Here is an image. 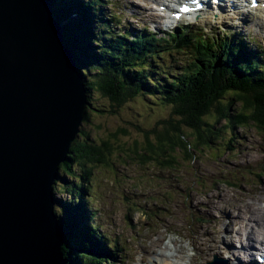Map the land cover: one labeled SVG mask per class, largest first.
<instances>
[{
    "label": "trees",
    "instance_id": "trees-1",
    "mask_svg": "<svg viewBox=\"0 0 264 264\" xmlns=\"http://www.w3.org/2000/svg\"><path fill=\"white\" fill-rule=\"evenodd\" d=\"M48 1L60 22L64 11L55 7V0ZM77 6L89 26L85 23L83 28L79 22L69 23L62 25V33L84 79L89 103L85 123L91 111L114 113L139 96L170 109V115L159 130L153 129L154 140H147L141 149L134 151L141 162L176 166V152L182 154L183 160L191 162L195 159L194 151L210 147L212 141L219 138L221 131L216 129V124L223 120L224 128L232 132L235 127L249 123L264 130V58L250 52L248 46L200 47L197 49L200 52L191 56L183 70L174 75L160 74L149 67L147 60L155 59L162 51L191 53V41L184 37L181 42L161 45L145 37L130 42L128 35L110 25L108 17H100L105 12L104 0H87L78 2ZM97 28L101 32L96 33ZM94 94L109 101L108 110L103 109L104 105L92 107ZM185 129L191 134L186 135ZM190 136L192 144L187 141ZM111 146L109 141L98 143L91 139L82 127L70 146L67 160L58 169L53 194H67L68 199L63 202L55 198L54 212L63 229L65 239L61 253L68 264H111V259L85 253L98 248L104 251L103 245L109 247V244L97 227L91 228L90 222H86L91 216L87 211L88 198L86 203L81 202L86 198L83 192L90 191L88 179L92 169L100 164L108 166ZM89 245L93 249L87 250Z\"/></svg>",
    "mask_w": 264,
    "mask_h": 264
},
{
    "label": "rangeland",
    "instance_id": "rangeland-1",
    "mask_svg": "<svg viewBox=\"0 0 264 264\" xmlns=\"http://www.w3.org/2000/svg\"><path fill=\"white\" fill-rule=\"evenodd\" d=\"M114 1V11L120 16L122 27L139 31L143 27L152 30L157 26L152 25L153 20L139 16L138 10L131 6L132 3L141 7V3L149 8L152 6L150 1ZM103 9L109 14V8ZM229 23L218 24L213 19L209 25V35H218L221 43H226L227 47L229 41L226 37L236 33L228 28ZM99 32L101 30H96V33ZM196 33L201 34L200 31ZM238 33H250L264 45L260 36H257L254 23L246 27L240 25ZM191 56V53L179 50L162 51L156 54L155 59H148L147 64L160 74L174 75L185 68ZM92 102L94 109L104 105L103 109L108 110L109 101L106 98L94 94ZM89 114L88 122L83 125L84 131L98 143L109 141L112 145L108 166L100 164L92 169L89 176L90 191L86 197L89 198L87 211L94 216L88 219L91 225L99 227L100 233L107 236L110 243L118 244V249H107L105 246L112 264H144L141 252L150 251L154 254L155 248L163 251V236L164 244L172 246L169 247L170 252L165 250L166 254H173L179 245L184 248L177 258H168L166 264H193L189 261V251L192 250L195 255L197 252L192 243L193 246L199 243L197 234H200V230L210 229L217 224L212 221L211 214L215 217L219 215L214 211L219 207L213 205L219 202L220 194L225 193L227 198L228 193L250 195L245 201L252 205L254 212L264 206L263 129L249 123L235 127L232 132L224 128V120H221L216 124V129L221 131L219 138L213 140L210 147H199L194 151V160L185 161L182 154L176 152L177 165L161 167L157 163L141 162L134 151L141 149L147 140H154L153 129L159 130L161 123L170 115L169 107L139 96L127 101L114 113H101L96 109ZM184 132L186 135L191 134L189 129ZM187 141L192 144L193 137H188ZM56 197L63 202L68 199L64 193H56ZM141 212L146 214L142 215ZM226 222L222 221L219 226L223 227ZM150 239L157 240L151 243ZM171 240L177 244L174 245ZM139 244L143 245L139 247ZM89 246L87 250L93 249ZM232 246L239 248L241 244L234 241ZM135 248L141 252L133 254ZM101 251L97 249V252ZM85 253L91 256L95 251ZM213 255L207 256L203 264L211 261ZM214 256L225 258L226 255L216 253ZM65 264L68 262L65 261Z\"/></svg>",
    "mask_w": 264,
    "mask_h": 264
},
{
    "label": "water",
    "instance_id": "water-1",
    "mask_svg": "<svg viewBox=\"0 0 264 264\" xmlns=\"http://www.w3.org/2000/svg\"><path fill=\"white\" fill-rule=\"evenodd\" d=\"M76 65L46 1L0 0V264H63L53 186L88 107Z\"/></svg>",
    "mask_w": 264,
    "mask_h": 264
},
{
    "label": "bare ground",
    "instance_id": "bare-ground-1",
    "mask_svg": "<svg viewBox=\"0 0 264 264\" xmlns=\"http://www.w3.org/2000/svg\"><path fill=\"white\" fill-rule=\"evenodd\" d=\"M156 1V0H155ZM48 5L50 6V14L52 20L59 26L61 32H62V25H66L69 23H77L79 22L82 27L84 28L85 19L83 14L81 13L79 7L77 6V1L76 0H55L54 4L55 7L59 10L62 9L64 11V14L60 17L61 21L59 22L58 19L54 16L53 13V8H52V3H50L48 0H46ZM53 4V5H54ZM162 4H158L157 6H161ZM135 7V6H133ZM140 11L146 12L145 8L138 9ZM139 14V13H138ZM142 15H145L144 13ZM230 15V16H229ZM240 15L239 12L232 11V10H218L217 11V19L220 23H223L225 19H228L229 21L236 20V17ZM247 15L243 14L242 17H240L242 20L245 19ZM56 18V19H55ZM201 20H203L205 23L210 22L208 18V13H205L202 15ZM256 25L264 29V21H263V15L260 13V15L257 17ZM238 28L237 23L232 24V29L236 30ZM74 31V30H73ZM72 31V32H73ZM62 38H63V43L64 46L66 47V42L63 37L62 33ZM67 48V47H66ZM69 51V49L67 48ZM69 53H71L69 51ZM76 61V60H75ZM76 63H78L76 61ZM76 68L78 70V65H76ZM80 73L81 77L82 74L80 70H78ZM82 81L84 83V79L82 78ZM81 132V131H80ZM89 180V179H88ZM90 190V188H89ZM82 193V191H81ZM87 194L89 192H83ZM229 199H227V195L225 193L220 194V200L217 202V204H214L213 207L217 206L219 207L218 211L219 212V217L218 218H213L214 221H221L223 218H227L228 222L223 228H219L218 225H214L212 228L213 229H202L199 232L202 235V238L198 236L197 234V239L199 240V243L196 242V244L193 246L197 251H199V254L192 258L191 261L194 262L195 264H202L201 260L203 257L207 256L210 253H226L229 254L230 257H233L237 262L235 261V264H244L240 262L245 258H249L248 263H252V255L248 253L250 251V248L252 247V241H254L257 236L254 235L255 232L259 233L260 235H264V215L260 216L252 211V206L245 203L244 198L246 197L245 195L241 194L239 195H228ZM86 198L82 199V203H86ZM88 204V202H87ZM87 209V208H86ZM263 209H259L257 213H260ZM227 211L229 214H227ZM81 212V211H80ZM56 217L58 216L57 213ZM92 218V217H91ZM212 220V221H213ZM59 224V223H58ZM91 225V223H90ZM92 226V225H91ZM236 226L237 229L233 231L231 227ZM93 227V226H92ZM253 227L256 228L255 232L253 231ZM95 228V227H93ZM237 239L238 242H240L241 246L239 249H234L230 247V244L232 243L233 239ZM163 243V240H161ZM152 243V242H151ZM172 243V242H171ZM174 244V243H173ZM143 244L139 245L142 246ZM138 247V248H139ZM166 250L167 245H162L161 248ZM172 247V246H169ZM137 248V249H138ZM170 249V248H169ZM183 250L182 247L179 246L178 248V253H181ZM62 254V253H61ZM97 253H92L91 256H95ZM152 252H146L143 254V257L141 260L144 262L145 260L148 261V263L152 264H160L161 261L164 260L165 257L171 258L172 256L170 255H165L163 251H159L157 256L153 257L152 259H149L148 256H151ZM159 256V258H158ZM239 257V260L237 259ZM63 264H65V260L62 258ZM160 260V263H159ZM164 264V263H163Z\"/></svg>",
    "mask_w": 264,
    "mask_h": 264
},
{
    "label": "clouds",
    "instance_id": "clouds-1",
    "mask_svg": "<svg viewBox=\"0 0 264 264\" xmlns=\"http://www.w3.org/2000/svg\"><path fill=\"white\" fill-rule=\"evenodd\" d=\"M44 1H46V0H44ZM77 1V3L78 2H84V1H87V0H76ZM48 4V3H47ZM49 6V5H48ZM85 10V9H84ZM86 11V10H85ZM86 24H87V26H89V24L86 22ZM95 23H93V25H94ZM92 25V26H93ZM92 26H91V29H93L92 28ZM96 30H98V28L96 29ZM93 31V30H92ZM88 107H89V103H88ZM88 107L86 108V111H87V109H88ZM84 123H85V118H84V121H83V123H82V125L80 126V131H81V129H82V127H83V125H84ZM79 135V134H78ZM72 145V144H71ZM62 164V163H61ZM60 164V165H61ZM60 167V166H59ZM237 195H239V196H241V194H237ZM246 197H250V195H247ZM246 197H243L244 198V200H245V198ZM55 198L57 199V197H56V195H55ZM89 199V198H88ZM57 200H59V199H57ZM249 205H251V204H249ZM252 206V205H251ZM264 207V206H263ZM263 207L262 208H258L257 210H256V212H254L253 211V207H252V211L254 212V213H257V211L259 210V209H263ZM55 208V207H54ZM89 208V207H88ZM90 217H92V218H94V216L91 214V216ZM78 218V217H77ZM146 218V217H145ZM86 222H89V220L87 219L86 220ZM61 228V227H60ZM62 229V228H61ZM97 229H98V231H99V227H97ZM210 229H213V228H210ZM62 231H63V229H62ZM99 233H100V231H99ZM200 233V232H199ZM101 234V233H100ZM102 235V234H101ZM63 236H64V233H63ZM104 236V235H103ZM198 236H200L201 238H202V235H201V233L198 235ZM105 237H107V236H105ZM164 237V236H163ZM65 239V238H64ZM107 239H108V244H109V246H110V244H114V243H110V240H109V238L107 237ZM164 239V238H163ZM63 243H64V240H63ZM115 245H118V244H115ZM63 246V245H62ZM98 247H99V245H98ZM103 248H104V251H102V252H97V250H95V252L97 253V256L98 257H101V258H106V259H108V257L107 256H105L106 255V253H107V249H109V247H107L106 246V248H105V245H103ZM98 249H100V248H98ZM102 254V255H101ZM214 263V262H213ZM225 264V263H224Z\"/></svg>",
    "mask_w": 264,
    "mask_h": 264
},
{
    "label": "snow or ice",
    "instance_id": "snow-or-ice-1",
    "mask_svg": "<svg viewBox=\"0 0 264 264\" xmlns=\"http://www.w3.org/2000/svg\"><path fill=\"white\" fill-rule=\"evenodd\" d=\"M182 11H187V9L185 8V9H182Z\"/></svg>",
    "mask_w": 264,
    "mask_h": 264
}]
</instances>
